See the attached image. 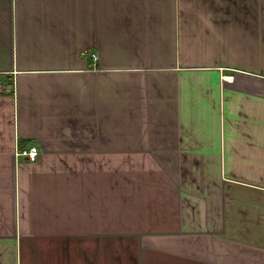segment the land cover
<instances>
[{
  "label": "crops",
  "instance_id": "1",
  "mask_svg": "<svg viewBox=\"0 0 264 264\" xmlns=\"http://www.w3.org/2000/svg\"><path fill=\"white\" fill-rule=\"evenodd\" d=\"M0 264H264V0H0Z\"/></svg>",
  "mask_w": 264,
  "mask_h": 264
},
{
  "label": "built area",
  "instance_id": "2",
  "mask_svg": "<svg viewBox=\"0 0 264 264\" xmlns=\"http://www.w3.org/2000/svg\"><path fill=\"white\" fill-rule=\"evenodd\" d=\"M92 57L96 58V54L93 53ZM16 154L29 161H35L39 157V150L35 144H32L24 148L17 147Z\"/></svg>",
  "mask_w": 264,
  "mask_h": 264
},
{
  "label": "trees",
  "instance_id": "3",
  "mask_svg": "<svg viewBox=\"0 0 264 264\" xmlns=\"http://www.w3.org/2000/svg\"><path fill=\"white\" fill-rule=\"evenodd\" d=\"M30 145V144H29ZM22 146V145H21ZM23 146H25V144L23 145Z\"/></svg>",
  "mask_w": 264,
  "mask_h": 264
}]
</instances>
